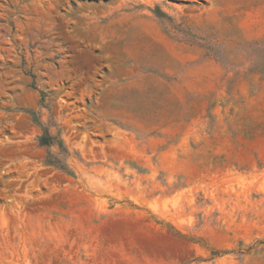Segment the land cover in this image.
<instances>
[{"label":"rangeland","instance_id":"rangeland-1","mask_svg":"<svg viewBox=\"0 0 264 264\" xmlns=\"http://www.w3.org/2000/svg\"><path fill=\"white\" fill-rule=\"evenodd\" d=\"M0 264H264V0H0Z\"/></svg>","mask_w":264,"mask_h":264},{"label":"trees","instance_id":"trees-1","mask_svg":"<svg viewBox=\"0 0 264 264\" xmlns=\"http://www.w3.org/2000/svg\"><path fill=\"white\" fill-rule=\"evenodd\" d=\"M44 140H45V138L42 137V139H41V143H42V144H44Z\"/></svg>","mask_w":264,"mask_h":264}]
</instances>
